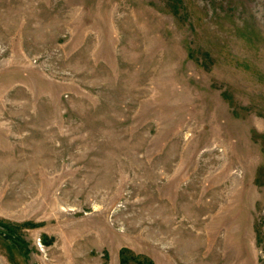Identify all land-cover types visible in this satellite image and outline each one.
<instances>
[{"label":"rangeland","instance_id":"1","mask_svg":"<svg viewBox=\"0 0 264 264\" xmlns=\"http://www.w3.org/2000/svg\"><path fill=\"white\" fill-rule=\"evenodd\" d=\"M0 264H264V0H0Z\"/></svg>","mask_w":264,"mask_h":264},{"label":"bare ground","instance_id":"2","mask_svg":"<svg viewBox=\"0 0 264 264\" xmlns=\"http://www.w3.org/2000/svg\"><path fill=\"white\" fill-rule=\"evenodd\" d=\"M60 233H61V232H60ZM69 257H70V256H69ZM69 257H68V258H69Z\"/></svg>","mask_w":264,"mask_h":264}]
</instances>
